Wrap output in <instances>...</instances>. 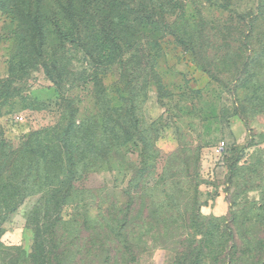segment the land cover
Masks as SVG:
<instances>
[{
	"label": "rangeland",
	"instance_id": "1",
	"mask_svg": "<svg viewBox=\"0 0 264 264\" xmlns=\"http://www.w3.org/2000/svg\"><path fill=\"white\" fill-rule=\"evenodd\" d=\"M36 1L0 0V82L10 77L18 49L29 53L30 44L20 49L21 43L40 42L31 24L38 14ZM171 4L182 11L169 24L187 32L193 51L169 36L151 51L99 68L107 102L100 101L99 110L93 85H81L94 65L83 48L98 36L86 23L81 32L86 44L64 52L69 82L57 89L40 61H33L27 78L2 84L0 129L14 147L37 132L48 143L54 132L69 129L70 143L80 149L78 178L90 192L84 198L95 200L87 208L89 220L111 210L125 217L126 191L149 170L133 217L151 216L146 197L160 196L161 216L168 221L153 229L125 228L140 237L134 242L137 264H264V0ZM67 5L71 19L77 0H47L41 18L53 20ZM26 14L29 24L22 18ZM91 15L88 3L82 23ZM63 97L77 108L70 120ZM35 204L36 198L28 199L9 216L2 227L6 246L30 252L26 219ZM84 210L65 209L63 219Z\"/></svg>",
	"mask_w": 264,
	"mask_h": 264
},
{
	"label": "trees",
	"instance_id": "2",
	"mask_svg": "<svg viewBox=\"0 0 264 264\" xmlns=\"http://www.w3.org/2000/svg\"><path fill=\"white\" fill-rule=\"evenodd\" d=\"M46 1H36L38 14L31 18L33 34H41L40 42L31 44L29 38V43H21L20 49L30 44L29 53H20L18 49L10 63V77L0 82V88L4 83L12 85L18 77L27 78V66L33 61H40L44 75L57 89L69 82L66 80L68 75L64 64L70 61L66 60L64 52L67 46L79 48L86 44L81 40L86 23L90 24L92 34L98 31V36L96 39L91 38L90 43L83 48L94 65L91 66L92 72L82 79L81 85H93L92 97L98 103L99 110L102 109L100 101L107 104L104 87L98 80L99 68L120 65L125 56L137 55L139 51H151L169 36L190 51L194 50L192 38L187 36V32L181 33L179 28L169 24V20L182 11L171 4V0H77L75 12H78L71 19L66 16L67 5L61 6L53 20L41 18ZM74 3L76 0H71V4ZM88 3H92V15L82 23L81 12ZM2 7L4 4H0V9ZM22 18L29 24L28 14ZM46 29H50V38ZM30 50L36 51L38 56ZM11 94L6 92V96ZM10 97L15 96L12 94ZM73 101L64 97L62 100L69 111V120L77 112ZM106 113L110 114L108 110ZM79 126L80 123H76L74 131ZM68 130L58 134L55 129L53 140L48 143L42 142L37 132L24 137L14 147L4 139L0 129V264H137L134 242L140 241V237L136 238L133 230L125 228L141 225L153 229L165 226L168 221L161 216L164 202L158 201L160 196L146 197L151 199V216L133 217L135 199H140L137 195L145 190L141 185L149 170L144 169L138 182L126 191L129 201L126 203L125 217L119 218L121 211L111 210L106 216L107 212H100L93 220H89L86 217L87 208H91L95 200L87 203L88 200L84 198L90 192L84 181L78 178L80 149L70 143ZM56 138L61 141L57 142ZM75 197L80 200H75ZM31 198H36V204L26 220L32 234V245L30 252L25 254L1 241L4 234L2 227L9 216ZM81 207L85 208L84 212L76 211L70 215L69 221H64L65 209L79 210ZM129 216L133 217L130 222ZM66 225L71 226L72 230H63Z\"/></svg>",
	"mask_w": 264,
	"mask_h": 264
}]
</instances>
